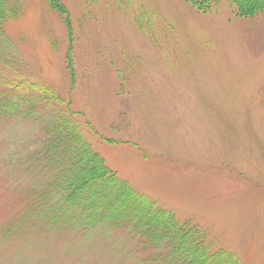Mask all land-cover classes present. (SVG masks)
Listing matches in <instances>:
<instances>
[{
  "label": "rangeland",
  "instance_id": "obj_1",
  "mask_svg": "<svg viewBox=\"0 0 264 264\" xmlns=\"http://www.w3.org/2000/svg\"><path fill=\"white\" fill-rule=\"evenodd\" d=\"M16 2L2 9L0 72L50 87L89 124L82 134L109 170L196 227L208 251L264 264V16L239 18L230 0H208L207 11L63 0L66 21L45 0ZM4 98L22 108L38 96ZM35 122L0 114V184L33 179L3 172L37 146ZM137 249L112 230L14 231L0 239V264H136Z\"/></svg>",
  "mask_w": 264,
  "mask_h": 264
},
{
  "label": "trees",
  "instance_id": "obj_2",
  "mask_svg": "<svg viewBox=\"0 0 264 264\" xmlns=\"http://www.w3.org/2000/svg\"><path fill=\"white\" fill-rule=\"evenodd\" d=\"M7 1H0V27L2 9L9 11L17 3ZM45 1L50 10L69 20L63 0ZM185 2L207 11L208 0ZM230 2L239 18L264 16V0ZM22 94L38 98L22 108L6 101L9 95ZM0 99L4 100L0 114L5 118L36 121L41 129L37 146L23 151L10 170L2 171L10 177L14 173L25 175L27 180L34 177L23 186L11 179L6 181L9 177L2 181L7 186L0 184V219L7 221L0 226V239L6 240L14 231L21 236L46 231L47 236L58 232L82 238L112 230L127 233L138 247L141 260L136 264H234L232 256L220 250L208 251L196 227L179 223L170 212L158 208L109 170L82 134L81 127L89 130V124L81 115L71 113L50 87L26 82L19 75L5 77L0 72ZM9 214L12 221L4 217Z\"/></svg>",
  "mask_w": 264,
  "mask_h": 264
}]
</instances>
